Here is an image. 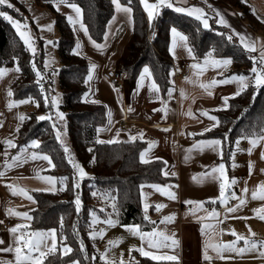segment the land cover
Wrapping results in <instances>:
<instances>
[{"label":"crops","instance_id":"crops-1","mask_svg":"<svg viewBox=\"0 0 264 264\" xmlns=\"http://www.w3.org/2000/svg\"><path fill=\"white\" fill-rule=\"evenodd\" d=\"M243 1L252 7L257 18L264 23V0ZM118 2L122 9H131L130 6L120 0ZM139 2L149 21L144 3L142 0ZM146 2L155 4L157 0H146ZM171 2L174 5L171 8L173 10L175 7L202 8L205 13L204 18L209 24L208 28L212 24L211 18H214L213 21L232 33L239 43L240 39L237 33L250 37L256 45V50L248 51L255 54L259 67L261 50L264 48V31L256 32L251 29L242 20L240 13L235 8L218 4L213 0H171ZM77 6L80 8L79 5ZM64 7L65 11L61 14L66 18L69 15L77 18L67 8L68 6ZM165 7L167 6L154 11L151 22ZM215 10L220 11L227 21V25L216 22L220 17L216 15ZM182 14L189 16L187 13ZM190 17L196 19L194 16ZM77 19L83 23L82 9L80 17ZM71 25L76 44L79 41L81 45L78 49L81 53L80 56L84 57L89 65L90 63L97 65L94 78L88 82V96L85 97L84 95V101L102 104L106 109V123L99 128L98 141L102 143L145 141L148 145L142 152L144 153L143 159L141 156L140 159L143 162L163 160L166 164L164 174L172 178V181L166 184H143L140 187L144 214L154 224L151 229H141V231L151 232L153 228H156L157 231L163 232L170 238L168 240H164L162 237L155 238L160 246L153 248L149 247L147 239L141 241L139 236L132 235L120 223L116 226H108V235L106 236H110V240H118L119 242L110 253H105L106 260L104 261L107 263H130L137 262L140 256L159 264H263L264 257L260 255L259 244L257 250L242 254L226 246L235 242L236 249L245 247V242L242 239L237 240V236L243 237L249 234L252 236L250 240L257 242H260L261 238L264 237V220H261L253 211L264 206V200L252 197V192L258 190L257 186L264 184V172L261 171L264 169V159L261 158V154L264 153V141L258 143L249 153L248 149L251 147L249 139L238 137L228 162L223 160L222 141L216 150L211 147H204L203 150L193 147L198 141L218 139L203 137V134L208 132L203 130L205 128L212 130L218 126H212L216 122L210 120L209 116L218 118L217 112L225 110L220 107L223 103L222 97L229 96L230 99L236 97L232 96V93L237 90L238 84L237 82L217 84L207 90L202 88L201 84L232 76L229 74L232 70V62L226 67L217 68L210 63L215 58H208V62H206L205 59L196 58L193 51L190 55L188 49L192 50V48L187 36L175 28L177 33L182 34L187 39L181 40L179 36L174 38L172 28L169 53L174 66L182 60L191 62L188 77L179 79L177 78L178 71L172 69L170 80L173 85V93L171 98L167 96L164 99L161 90L159 93L150 90L154 80L151 71V76H145L141 81V73L144 67L136 81L134 83L127 81V88L122 91L103 78V69L106 63H113L122 68L134 37L132 9L130 12L117 11L114 4V14L106 28L107 37L105 36L101 42L96 41L105 45L102 50L93 46L89 40L90 35L88 33L86 35L80 29L79 22ZM185 44L187 47L184 46ZM194 65H199V67H194ZM16 67H1L9 69V71L0 77V145L3 148L0 153V171L4 172V175L0 177V241H3L0 243V264H8V262L15 264L16 236H28L32 232H36L31 230L32 212L37 205L32 192H55L58 189L57 179L50 174L54 167L42 158L43 155L47 154L40 152L38 147H31V141L37 139L29 141L23 147H25L24 155L26 157H30L31 153L35 151L41 154L38 158H28L24 163L13 161V157L21 149L15 148L19 129L26 116L33 111V105L29 99H23L27 100V103L17 104L12 108L8 107L9 102L20 101L14 99L12 95H8L12 84L20 77V71H15ZM138 81L140 82L139 86ZM156 95H159L161 100H157ZM162 101L167 102L168 114L166 117L163 111H154V109L162 107ZM109 110L111 111V123H109ZM205 111L208 112L209 116L203 115ZM21 114L25 117L22 121L18 118ZM163 129L168 130L164 131ZM141 133L143 139L140 138ZM130 137H135V139H130ZM9 139L13 141L15 147L6 145L5 141ZM152 141L155 143L150 146ZM221 163L225 165L224 172L229 180L234 177L235 171L240 174L237 183L225 190V195L228 197L226 205L222 204L219 199L222 178L218 172L212 173V169ZM250 163L252 166L251 175L249 174ZM52 165H54L53 161ZM243 176L244 179H242ZM40 177H52L54 179L49 183ZM153 185H158L162 189L166 188V191L174 193L175 199L152 187ZM245 187L248 191L242 193L241 190ZM20 189H23L32 199L21 194ZM232 192H235L237 196L242 195L246 203L238 211L226 214V207L238 204V200L231 197ZM186 201L200 202L202 207L200 203H186ZM145 204L149 205L147 213L144 209ZM158 204L165 206L158 211L156 209ZM9 209H14L16 212H26L31 219L24 216L9 215ZM213 209L217 213L215 216L212 215ZM171 214H174L171 222H162L164 217ZM8 219L12 221V224L7 230H3L2 226ZM16 225L21 227L16 233H12L10 229ZM37 231L47 234L50 230ZM50 239L51 234H47L41 245V251L46 253L45 257L53 251ZM173 239L178 243L173 244ZM214 245L224 247L217 250L213 247ZM140 247L160 258L153 259L151 256H142L138 251ZM6 248H11L12 251H3ZM32 255L38 256L39 253L34 252ZM170 256L177 259H167Z\"/></svg>","mask_w":264,"mask_h":264},{"label":"trees","instance_id":"trees-1","mask_svg":"<svg viewBox=\"0 0 264 264\" xmlns=\"http://www.w3.org/2000/svg\"><path fill=\"white\" fill-rule=\"evenodd\" d=\"M21 12L5 7L14 19L23 21L27 13L19 0H12ZM38 5L51 9L55 13V26L59 32L58 52L61 68L59 82L63 92L61 110L67 119L68 138L77 158L87 171L94 172V179H85L81 187L83 207L77 212L75 207L76 189L74 174L64 149L57 139L56 130L50 120H38L40 114L53 113L51 104V70L43 67L44 53L32 56L10 21L0 17V68L19 66L20 77L12 84V96L16 100L29 99L39 102L36 112H30L19 129L16 149L25 146L33 139L39 140L38 150L49 155L54 163L50 174L58 181L55 192L34 191L36 208L32 212L31 230H55L58 237L57 247L43 260L42 264H107L100 260L97 243L89 237L90 213L95 212L107 218L109 209L99 207L103 199L115 202L121 225H140L148 230L153 222L145 220L142 208L140 187L143 184H166L172 178L164 174L166 166L163 160L143 162L141 153L147 148V142L102 143L98 141V129L106 123V109L102 104L84 101L89 84L84 81L88 74V61L73 53L76 39L68 19L55 10L58 0H34ZM133 11L134 37L128 48V55L122 65L127 81L134 83L144 67L151 71L163 98H167L168 89L173 85L170 74L173 61L169 53L170 31L176 28L184 33L196 58L231 59L230 75L244 74L251 77L253 67L251 57L254 53L246 50L235 38L229 40L230 32L218 26L211 18L210 28L190 16L178 13L171 8H163L149 22L139 0H120ZM235 8L246 24L256 32L264 31V23L254 14L252 7L243 0H213ZM80 6L83 24L90 37L101 42L106 28L114 14L112 0H66ZM256 57V56H255ZM35 67L44 74L37 83ZM43 85L44 93H41ZM44 95L48 97L45 104ZM37 104V103H36ZM219 124L205 132V138H218L222 141L223 160L228 162L238 137H252L264 134V86L255 88L253 84L240 95L230 99L229 107L217 112ZM225 134L227 137L225 138ZM67 177L63 182L61 178ZM95 193V195H94ZM81 241L84 250H81ZM61 245H67L71 251L64 255ZM93 257L95 259H93ZM117 264H159L139 256L137 262ZM264 264V263H263Z\"/></svg>","mask_w":264,"mask_h":264},{"label":"snow or ice","instance_id":"snow-or-ice-1","mask_svg":"<svg viewBox=\"0 0 264 264\" xmlns=\"http://www.w3.org/2000/svg\"><path fill=\"white\" fill-rule=\"evenodd\" d=\"M112 2L116 5L117 11H121V10L124 12H130L131 11L130 8H123L122 9L118 0H112ZM60 3H66V0H60ZM142 3H144L145 9L148 12V18H149L150 22L153 18L154 11L158 10L160 7H164V6H167L169 8L174 7L171 0H157V3H155V4H149L146 2V0H142ZM0 5H7L8 7H13V5H11L9 0H0ZM68 6L75 11V13L77 14V18H79L80 14H81V9L75 4H69ZM56 7H57V10H59V4H57ZM175 11L180 12V13H187L189 16H194L197 20H200L203 23V26L205 28L209 27L207 19L204 18L205 13H204V10L202 8H199V7H191V8L175 7ZM215 11H216V15L220 17L216 22L218 24L227 25V21L224 19V17L220 13V11L219 10H215ZM0 16L5 17L7 20H9L13 24V26L17 29V32H18L20 38L24 41L25 45H27L28 48L33 53H35L36 49L32 43L31 36L29 35L28 32L21 30L22 28H27V25L21 24L20 21L13 20V18L11 16H9L8 13H6V12H0ZM77 18H74L71 15H69L67 17L68 22L70 24L75 25L76 23L79 22L80 23V29H82L85 32V34L87 35V33H88L87 27L82 22H80ZM44 27H48L49 30L51 28L50 25H47ZM172 32H173L174 38L176 36H179L181 40L187 39L182 34L177 33L175 28L172 29ZM237 35L239 36L240 44L243 45V47L245 49L250 50V51L256 50V45L250 39V37H248L244 34H239V33H237ZM105 36L107 37V33L105 34ZM228 39L231 40L232 36L229 35ZM89 40L93 44V46L96 47L97 49L102 50L105 46V45L97 43L95 40H92L90 36H89ZM46 43L52 44L53 41L49 40ZM184 46L187 47L186 44ZM80 47H81L80 42L77 41L76 48L73 49V53L76 55H80L81 53L78 51V49H80ZM188 52L190 55L192 54V50L190 48L188 49ZM208 56H211V53H209ZM208 56L205 57L206 62H208ZM251 59L253 61V67L250 69L251 77L246 76L244 74H233L232 76L225 78V79H220V80L214 79L207 84H201V87L205 88L207 90V89H209V88H211L217 84L237 82V84H238L237 90L234 93H232V96H238V95H240L241 92H243L244 90H246L249 87L250 83L253 84V86L255 88H259L261 86H264V48H262V50H261V56L259 59V67L257 66V58L255 56H253V57H251ZM48 63H49V61L46 60L45 61V67L48 66ZM210 63L214 67H217V68L226 67L227 65H229L231 63V59L230 58L229 59H212L210 61ZM194 67H199V65H194ZM96 68H97V65L95 63H90V65L88 67L87 78L84 81L85 84H87L89 81H91L94 78V72H95ZM33 70L36 72L37 83H39L41 73L36 69L35 63H33ZM8 71H9V69H7V68H0V77H3L4 75H6ZM15 71H17V72L20 71V68L18 65L15 68ZM145 76H149V77L151 76L150 70L147 67H145L143 72L141 73V81L144 79ZM139 84H140V82L138 81V86H139ZM40 88H41V93H44L43 85H40ZM150 90L154 91L155 93H159V91H160L159 86L156 84V82L154 80L151 83ZM172 93H173V89L169 88L168 89V96L170 98L172 96ZM209 94H211V93L209 92ZM8 95L9 96L12 95V92L10 90L8 91ZM84 95H85V97H87L88 93H85ZM155 98L157 100H161V97L159 95H156ZM230 98L231 97H229V96L222 97L223 103L220 107L223 109H227L229 107L228 101ZM29 100H31V98H29ZM44 100H45V104L47 105L48 104L47 95H44ZM27 102H28L27 100L11 101V102H9L8 107L12 108L13 106H15L17 104H22V103H27ZM36 103H37V106H39V102H36ZM51 104L53 107H57L58 100L56 97H53L51 99ZM157 110L163 111L165 114V117H166L168 114L167 102L162 101V107L160 109H154V111H157ZM55 115L58 119L63 120L64 113L60 112L58 110V108H57ZM108 115H109V123H111V111L110 110H109ZM189 115H191V113H189ZM203 115L209 116L207 111L203 112ZM18 118L21 121L25 119L24 115H22V114ZM51 118H52L51 113H49L47 115H40L37 117L38 120H50ZM209 119L216 122L215 124L212 125L213 127H215L219 124V120L217 117L209 116ZM53 127L55 128L56 125L53 124ZM163 130L167 131L168 129H163ZM209 130H210L209 128H205L203 131H209ZM98 131H99V129H98ZM262 131H264V130H262ZM226 137H227V134H225V138ZM140 138L143 139L142 133L140 134ZM247 138L249 139V143L251 145V147L248 149V152L251 153L252 148H254L261 141H264V134H260V135L254 134L252 137H247ZM57 139H59V132H57ZM130 139L134 140L135 137H130ZM109 142H111V141H109ZM5 143L8 146L15 147V145L13 144V141L10 139L6 140ZM39 143H40L39 141L33 140V141H31V147L36 148L39 146ZM154 143H155V141L150 142V146H151V144H154ZM238 143L239 142L237 141V144ZM220 144H221V140H219V139L202 140V141H198L196 143V145H193V147H198L201 150H203L204 147H211V148H213V150H216V148ZM24 153H25V147H21L20 152L17 153V155L15 157H13V161H19L21 163H24V162H26V160L28 158L36 159L41 155V154L34 151L31 153L30 157H26L24 155ZM65 153H66V155L69 153V150L67 148H65ZM221 155H222V153H221ZM143 156H144V153H141L142 159H143ZM42 158L44 160L48 161L50 166L54 167V165H52V161H51L49 156L43 155ZM261 158L264 159V153L261 154ZM68 162L75 169V174L78 175L81 179L83 177L87 176V173L84 171L83 167L78 162L73 161L71 159L70 155H69V161ZM9 166H11V165H9ZM224 169H225V165L223 163H221L218 167L212 169V173L218 172L220 174V178H222L221 183H220V197H219V199H220L222 204L226 205L228 197L225 195V190L227 188H230L231 185L236 184L237 180L235 177H233L231 180H229L227 178V176L225 175ZM251 170H252V166L250 163V165H249V174L250 175H251ZM261 171L264 172V169H262ZM3 175H4V172L0 171V177H2ZM205 175H208V174H205ZM40 178L48 181L49 183H51L54 179L52 177H40ZM66 179H67V177H63V178H61V181L63 182ZM73 187L78 188L79 183L78 182L74 183ZM152 187L157 188V190L162 191L164 194L168 195L170 198L175 199V194L166 191V188L162 189L158 185H153ZM257 188H258V190H255L252 192V197L254 199L259 198L261 200H264V184L257 186ZM19 191L21 194L27 196L28 199H32V197L28 196L27 193L24 192L23 189H20ZM241 191H242V193H246L248 191V189H247V187H245ZM94 195H95V193H94ZM231 197L237 199L238 204L235 206H232V207H226L225 208L226 214L227 213H234V212L238 211L239 208L246 203V200L244 199V197L242 195L237 196V194L235 192L231 193ZM75 203L77 206V212H79L80 205H81V201H80L79 196H77ZM186 203H200V202L186 201ZM164 206L165 205L158 204V205H156V209L159 211ZM200 206L202 207V203H200ZM148 207H149L148 204L144 205L145 213H147ZM113 211L114 212L116 211L115 204H113ZM253 211L259 216V218L261 220H264V206H262L259 209H254ZM8 214L9 215H15V216L28 217V214L26 212H16L14 209H9ZM90 215L92 216V224L95 225L99 221V217L96 216L95 212L90 213ZM117 215H118V213H117ZM212 215L213 216L217 215L215 209H213ZM28 218L31 219V217H28ZM173 218H174V214H171L169 216L164 217L162 222H165V223L171 222L173 220ZM144 219L145 220L149 219L146 214H145ZM103 223L109 227H112V226H116L117 224H119V220L113 219L112 216L109 215V217L107 219H105L103 221ZM121 226L126 228L132 235L139 236L141 241H144L145 239H147L149 247H153V248L160 246L158 240H156L155 238L162 237L164 240H168L170 238L167 235H165L163 232L157 231L156 228H153L151 232H143V231H141L140 225L133 224V225H121ZM20 227H21L20 225H16V226L12 227L10 229V231L12 233H16ZM104 232H105V229L102 228V229H100L99 232L94 231V230L90 231L88 235L90 238L95 239L97 236L102 237L104 235ZM51 234H52V248L54 249L55 244H56L55 230H51ZM233 234L235 235V233H233ZM46 235L47 234L44 232L36 231V232H32L28 236H25V235L16 236L15 240L17 242V246L14 249V251L16 253L15 264H42V261L45 258L46 253L41 251V245H42ZM239 239H244L245 247L236 249L235 248V242L228 244L226 247H228L229 249H231L233 251H237L238 253L242 254V253L247 252V251L257 250L258 244H259L260 255L262 257H264V241L257 242L254 240L245 239L244 237H241V236H237V240H239ZM118 242H119L118 240H109L108 244L109 245H115ZM0 243H3V241H0ZM172 243L176 244L178 242L173 239ZM213 247H215L217 250H219L220 247H224V246L214 245ZM81 250L82 251L84 250L83 241H81ZM3 251H12V249L6 248V249H3ZM66 251H71V249L66 247ZM130 251H131V249H130ZM138 251L140 252V254L142 256H151L153 259H159L160 258V257L153 256V254L150 251H145V249L143 247H140L138 249ZM34 252L39 253V255L33 256L32 254ZM93 259H95V258L93 257ZM100 259L106 260V256L104 253L100 254ZM167 259L175 260L177 258L174 256H170V257H167ZM8 264H10V262H8ZM73 264H77V262H73Z\"/></svg>","mask_w":264,"mask_h":264},{"label":"rangeland","instance_id":"rangeland-1","mask_svg":"<svg viewBox=\"0 0 264 264\" xmlns=\"http://www.w3.org/2000/svg\"><path fill=\"white\" fill-rule=\"evenodd\" d=\"M24 7L27 10V13L25 15V19L23 21H20L21 24H26L27 28H22V31H26L29 33V35L32 38V43L36 49L35 53H33L27 45H25V47L27 48V50L29 51V53L32 56H37V54H39L41 51L44 53V57H43V67L44 69L47 70H51L52 71V76H51V82H52V87H51V98L56 97L58 100V105L57 107H53L52 106V118L50 119V121H52V124H55V130H56V134L57 132H59V142L61 143L64 152H65V148H67L69 150V153L66 155L67 160L69 161V155L71 157V159L75 162H78L82 167L83 165L81 164V162L79 161V159L77 158V155L75 153V151L72 149L69 138H68V132H67V119H66V115L65 113L61 110V105L63 104V92L61 89V85L59 82V71L61 68V61H60V55L58 52V39H59V32L57 27L55 26V13L46 7H42L40 5H38L34 0H19ZM9 2L11 3V5H13V7H8L7 5H0V12H6L8 13L9 16H11V14L7 11H5V7H8L10 9H13L17 12H21V10L19 9V7H16L13 4L12 0H9ZM59 4V10H57L56 5ZM69 3H60V0L56 1L54 4L55 10L59 13H63L65 11V7L64 6H68ZM74 4V3H72ZM72 13L73 15L77 16V14L75 13V11L70 8L69 6L67 7ZM2 18H4L5 20H7L5 17L0 16ZM12 17V16H11ZM13 18V17H12ZM13 20H16L13 18ZM9 21V20H7ZM16 21H19L18 19ZM13 25V24H12ZM50 25L51 28L49 30L48 27H44ZM15 28V27H14ZM15 30L17 31V29L15 28ZM18 33V32H17ZM19 35V34H18ZM231 36H233L232 33H230ZM53 41L52 44H48L46 43L47 41ZM23 41V40H22ZM24 42V41H23ZM25 44V43H24ZM49 61L48 66L45 67V61ZM37 69V67H36ZM39 72L40 70L37 69ZM41 73V72H40ZM44 78V74L41 73V77L40 79ZM29 102H32L33 105V112L37 111V104L35 103V101L33 100H29ZM57 108L60 112L64 113V117L63 120H60L56 117L55 113L57 111ZM40 115H47V114H40ZM39 115V116H40ZM72 166V165H71ZM73 168V167H72ZM84 171L87 173V176L83 177L82 179L75 174V169L73 168V174H74V183L78 182L79 183V187L76 188V196H75V200L77 198V196H79L80 201H81V205H80V210L83 207V202L81 199V187H82V183L85 179H94L95 175L93 171H87L84 167H83ZM234 177L236 178V180L240 177V174L238 172L235 171ZM109 198H107L106 200L103 199L101 204H99V207L104 210L107 208L109 209L110 215L112 216V218L115 219L118 217L117 215V208L116 211H113V204L114 201L111 200ZM75 207L77 209L76 203H75ZM116 207V205H115ZM97 217H99L96 214ZM103 219L101 217H99V221L93 225L92 224V216L90 217V230L91 231H97L99 232L100 229H105L104 235L101 236H97L94 240L99 243L97 245V253H110L112 251V249L115 248V245H109L108 241L110 240V236H106L108 235L107 231H108V226L104 225L103 223ZM47 234H51V230L47 233ZM55 237H56V244H55V248L58 245V237H57V233L55 231ZM107 237V238H106ZM245 239H251L252 236L249 234H246V236H243ZM244 241V239H242ZM260 241H264V237L261 238ZM50 243L52 245V234H51V239H50ZM70 248L67 245H61V251L64 255L68 254L70 251H66V247ZM54 248V249H55ZM53 249V248H51ZM53 249V250H54ZM104 261V260H103ZM105 262V261H104ZM107 263V262H105ZM119 262H109L107 264H116ZM121 263V262H120ZM124 263V262H123ZM73 264V263H71ZM77 264H79L77 262Z\"/></svg>","mask_w":264,"mask_h":264},{"label":"built area","instance_id":"built-area-1","mask_svg":"<svg viewBox=\"0 0 264 264\" xmlns=\"http://www.w3.org/2000/svg\"><path fill=\"white\" fill-rule=\"evenodd\" d=\"M191 62L189 60H182L177 65H173V69L178 71L177 78L186 79L189 74V68ZM103 78L116 86L119 90H126L127 88V74L118 65L113 63H106L103 69ZM2 146L0 145V153L2 152ZM245 177L243 176L242 179ZM12 224L11 220H6L3 224L2 229L7 230Z\"/></svg>","mask_w":264,"mask_h":264}]
</instances>
